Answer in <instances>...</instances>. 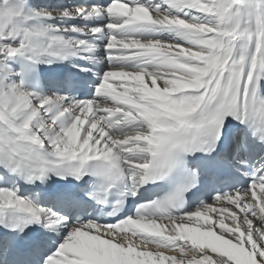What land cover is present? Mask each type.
<instances>
[{"label": "snow or ice", "instance_id": "snow-or-ice-1", "mask_svg": "<svg viewBox=\"0 0 264 264\" xmlns=\"http://www.w3.org/2000/svg\"><path fill=\"white\" fill-rule=\"evenodd\" d=\"M0 264H264V0H0Z\"/></svg>", "mask_w": 264, "mask_h": 264}, {"label": "bare ground", "instance_id": "bare-ground-1", "mask_svg": "<svg viewBox=\"0 0 264 264\" xmlns=\"http://www.w3.org/2000/svg\"><path fill=\"white\" fill-rule=\"evenodd\" d=\"M238 211V210H237ZM241 216L243 215L242 213H239ZM218 217H216L215 215L213 216V219H217ZM201 223H203V221H201ZM226 223H228L229 225H231V220H226ZM217 231H219V229H217ZM168 255H172L173 253H166Z\"/></svg>", "mask_w": 264, "mask_h": 264}]
</instances>
